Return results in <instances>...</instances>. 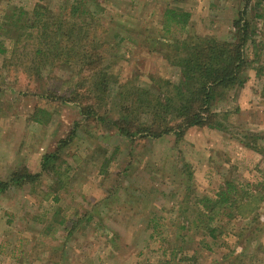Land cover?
Segmentation results:
<instances>
[{"label": "rangeland", "instance_id": "rangeland-1", "mask_svg": "<svg viewBox=\"0 0 264 264\" xmlns=\"http://www.w3.org/2000/svg\"><path fill=\"white\" fill-rule=\"evenodd\" d=\"M38 1L0 0V8L27 10ZM44 1L54 7L62 2ZM183 1L109 0L113 19H103L108 36L121 33L135 41L114 45L109 56L121 81L136 79V86L149 85L151 77L179 81L178 69L164 60L157 39L167 9L190 13V35L213 36L220 42L233 39L234 24L243 13L248 22L255 14L256 0L248 9L242 0ZM167 39L171 42L172 37ZM0 40L11 50L10 41ZM256 50L258 62L250 72L257 77L254 85L248 81L244 91L233 92L216 109V123L224 124L223 132L192 128L180 137L135 142L129 150L123 145L117 155L115 148L123 139L100 122L88 128L81 122L69 141L74 123L81 121L72 104L46 105L51 114L45 123L31 122L37 107L43 106L39 94L50 88L46 79L55 74L65 79L62 71L38 79L15 73L6 76L0 70V181L24 170L39 173L42 156L49 152H60L57 167L66 163L58 169L66 173L64 179L50 169L34 185L0 192V264H20L7 254L13 248L9 243L21 246L22 264H264V201L243 214L251 217L243 218L224 205L215 223L203 219L198 228L190 225L188 231L182 230L199 217L198 208L208 206L197 203L217 199L227 183L238 195L262 192L257 187L264 184V52L261 46ZM251 59L255 61L253 55ZM247 130L252 135L246 137ZM60 139L67 142L61 149ZM55 196L58 202L53 201ZM72 216L80 219V226L62 234L56 222ZM149 219L160 224L153 240L146 229ZM219 221L217 240L205 236L204 226L217 228Z\"/></svg>", "mask_w": 264, "mask_h": 264}, {"label": "trees", "instance_id": "trees-1", "mask_svg": "<svg viewBox=\"0 0 264 264\" xmlns=\"http://www.w3.org/2000/svg\"><path fill=\"white\" fill-rule=\"evenodd\" d=\"M242 1L248 9L254 0ZM62 2L54 7V4L40 0L27 10L20 6L8 5L0 8V39L10 41L11 45V50H8L0 40V70L6 76L15 73L38 79L44 74L49 76L57 70L62 71L65 79L59 78L57 74L54 78L50 76L46 79L50 88L46 94H39L43 106L35 109L36 113L32 115L31 122L37 125L45 123L51 114L46 105L72 104L78 108L81 121L74 123V130L72 129L70 137L68 136L69 141L81 127V122L87 123L85 128L94 126L92 124L98 126L97 122H100L114 128L116 135L123 139L122 145L115 148V155L122 151L123 145L129 150L135 142H154L169 135L180 137L192 128L208 127L223 132L224 124L216 123V109L227 102L233 92L242 90L251 79L250 72L259 58L256 49L261 46L264 52V0H256L253 9L255 14L251 22L246 20L245 13L235 22V34L230 42H220L213 36L190 35V13L170 8L162 15L163 29L157 39L159 45H163L160 46L164 60L169 66L178 69L179 81L173 83L165 77H151L149 85L136 86V79L121 81L120 76L115 74L116 64L109 62V56H112V50L115 49L114 45H121L126 41L130 44L135 42L123 37L121 33H116L111 38L108 36L110 31L103 19H113L108 9L109 0ZM179 32L183 37L178 36ZM175 34L177 36H174ZM169 36L172 37L171 42H167ZM251 49H254V54H250ZM252 55L255 61L251 59ZM44 116L46 117L43 120ZM212 125H215V128H211ZM247 133L246 137L252 135ZM65 141L60 139L59 149L65 146ZM253 150L260 153L259 148ZM126 151H123V156ZM59 153L49 152L43 155L41 171L37 174L24 170L22 174L13 173L8 179L1 180L0 192L4 193L9 188L34 185L43 172L50 169H54L58 178L64 179L66 173L58 172V169L66 166L65 161L61 162L62 166L57 167L56 164L60 158ZM108 162L107 158L103 163L105 168ZM247 188L250 190V186ZM257 188L262 192L250 195L246 191L242 193V189V194L238 195L233 193V185L227 183L216 195L217 199L205 198L197 203L199 205L206 202L208 206L198 208L199 217L182 230L188 231L190 225L198 228L203 224V219L207 220L208 224L215 223V218L224 205H229L232 211L235 210L236 214L243 218L247 215L251 217L248 212L245 216L243 214H246L245 211L251 209L254 203L264 201V184ZM52 189L55 192V189ZM53 199L58 202L56 196ZM60 210L58 207L57 211ZM256 217L260 219V215ZM80 222L77 216L63 218L56 222L57 230L62 234L75 232ZM220 222L216 225L217 228L204 226V235L217 240L215 234ZM11 224L8 221V225ZM159 226L160 224L152 219L147 221L146 229L151 231V240L157 236ZM50 229L47 228L46 231ZM161 241L163 243V240ZM9 246L13 248L8 250L7 254L22 264L18 254L22 252L19 248L21 246L17 243H9ZM161 249L166 256L164 247L161 246ZM174 255L175 252L170 256L174 258ZM182 261L188 259L184 258Z\"/></svg>", "mask_w": 264, "mask_h": 264}, {"label": "crops", "instance_id": "crops-1", "mask_svg": "<svg viewBox=\"0 0 264 264\" xmlns=\"http://www.w3.org/2000/svg\"><path fill=\"white\" fill-rule=\"evenodd\" d=\"M253 77H251V79H249V84L248 85H254V83H255V80L257 79V77L255 76V74H253L252 75ZM249 86H247V88H248ZM245 88H246V85H245V87L243 88V91L245 90ZM254 88H256V87H254ZM253 93H254V91H253ZM261 128H263L264 129V127L263 126H261Z\"/></svg>", "mask_w": 264, "mask_h": 264}]
</instances>
